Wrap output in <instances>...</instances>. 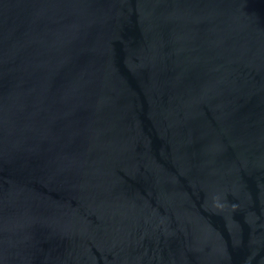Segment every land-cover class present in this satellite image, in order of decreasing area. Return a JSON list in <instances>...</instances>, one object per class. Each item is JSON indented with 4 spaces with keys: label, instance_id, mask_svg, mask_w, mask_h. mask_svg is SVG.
<instances>
[{
    "label": "water",
    "instance_id": "water-1",
    "mask_svg": "<svg viewBox=\"0 0 264 264\" xmlns=\"http://www.w3.org/2000/svg\"><path fill=\"white\" fill-rule=\"evenodd\" d=\"M0 264H264V0H0Z\"/></svg>",
    "mask_w": 264,
    "mask_h": 264
}]
</instances>
